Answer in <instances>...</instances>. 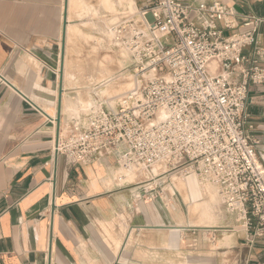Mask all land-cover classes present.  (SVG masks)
<instances>
[{"label":"crops","instance_id":"obj_1","mask_svg":"<svg viewBox=\"0 0 264 264\" xmlns=\"http://www.w3.org/2000/svg\"><path fill=\"white\" fill-rule=\"evenodd\" d=\"M75 1L90 12L76 17ZM118 1L124 0H0V264H264V242L250 246L235 224H194L200 216L189 204L209 197L198 178H183L194 177V188L182 194V203L174 201L181 196L175 190L169 205L164 191L173 183L167 175L146 178L155 183L151 189L129 188L117 182L112 157L76 165L52 156L58 126L67 119L64 101L72 94L64 61L59 92L63 19L65 56L70 20L110 14L105 2L118 7ZM184 1H218L239 17L264 20V0ZM257 39L264 48V21ZM77 107L75 101L66 105ZM247 114L264 165V84H249Z\"/></svg>","mask_w":264,"mask_h":264},{"label":"built area","instance_id":"obj_2","mask_svg":"<svg viewBox=\"0 0 264 264\" xmlns=\"http://www.w3.org/2000/svg\"><path fill=\"white\" fill-rule=\"evenodd\" d=\"M110 20L108 46L127 54L132 85L113 108L94 95L60 124L52 156L195 174L250 246L264 242V165L247 126L249 84H264L263 18L218 1L143 0Z\"/></svg>","mask_w":264,"mask_h":264},{"label":"rangeland","instance_id":"obj_3","mask_svg":"<svg viewBox=\"0 0 264 264\" xmlns=\"http://www.w3.org/2000/svg\"><path fill=\"white\" fill-rule=\"evenodd\" d=\"M124 1H118V7L127 8V2ZM89 2L90 0H88V3ZM130 2H132V10L136 11L134 2ZM137 6H140L139 1L137 3ZM82 7L83 6L76 3V1L71 5L73 12H76L77 14L78 11L79 14L76 15V17L78 18H81V16L84 15L83 12H90L87 11V6L84 7L83 10ZM103 7L104 10L110 14L103 15L100 13L97 15L98 12L96 13L92 11L94 13L93 17L95 18L97 16L95 19L86 21H76L75 19H72L68 23L70 26L66 36V48L64 56V70L66 71V78H64V80L66 81V83L68 82V86L72 88V94L66 99V101H64V109L62 110L64 116H68H66L67 119L73 115L79 114L81 110H83L82 108L85 109L87 107L85 100H95L96 98L94 95H96L98 98L103 97L104 100H106L107 104L113 108L118 98L122 96V94H124L126 91H128L132 85L129 75L126 72V66L128 64L127 54L120 50H114L108 46L109 37L107 35V24L112 22L110 18L113 15L111 14H113L118 7H115V5L106 2ZM112 78H116V80H114V82L101 85L103 84V81L107 82ZM107 85H109V87H107L108 93H104L102 95L101 92L105 90V86ZM77 99L80 100L77 101ZM72 101H75L78 106L76 109H74V111L68 110L66 108V105L71 103ZM64 116L63 118L65 120ZM65 122L66 121H64V123ZM132 173L134 174V176L133 178L129 179L127 177L128 173L125 169L116 168L114 176L119 184H129V188H136L143 185L145 186L146 178L153 177L154 175L159 176V174L162 175L161 173H163V169L154 168L152 169V171L138 172L132 169L131 174ZM151 173H153V175ZM178 177L184 178V176H182L181 174H179ZM195 177L197 178V176ZM124 179L125 181H123ZM197 183L200 188H205L206 190L208 189V191H212V193L208 194V199L210 197V199H215L213 210L216 215L215 221L212 225H215L216 227L225 226L226 224L233 226L235 223L231 222L226 217V213L223 210L219 196L216 193V189L207 184L201 185L199 180H197ZM166 185L167 184L165 182L164 187H166ZM168 190L169 191L167 192L164 191V202L168 203L169 205H171L173 199L171 198V193H174L175 190L179 191L181 193V196L182 194L186 195L184 188H181V186H177L176 184L169 185ZM167 194L169 196H167ZM176 196L177 197L174 198V201H176L177 203H182L181 201L183 199V196L181 197L179 196V194H177ZM185 199L186 198L184 197V200ZM144 200H146V198ZM203 202H205V200L197 201L194 204H189V206L191 207L190 210H192L193 212H199V209L205 206ZM197 225L203 226L201 224ZM218 230L224 231L223 229ZM227 241L228 238L225 237V242Z\"/></svg>","mask_w":264,"mask_h":264},{"label":"bare ground","instance_id":"obj_4","mask_svg":"<svg viewBox=\"0 0 264 264\" xmlns=\"http://www.w3.org/2000/svg\"><path fill=\"white\" fill-rule=\"evenodd\" d=\"M126 7H127V9H129V10H131V11H133V12H135V10H132V8H133V6H132V2H127V4H126ZM64 61V60H63ZM62 73H63V68H62ZM114 80H116V78L115 79H110L109 81H107L106 83L108 84V83H110V82H114ZM107 87H109V85H107V86H105V90L104 91H102L101 93H102V95L104 94V93H108V89H107ZM101 90V89H100ZM109 95V94H108ZM112 98V97H111ZM110 98V99H111ZM93 102V101H92ZM92 102L90 101L89 102V104H88V106H90L91 104H92ZM68 117V116H67ZM67 120V119H66ZM155 169H163V173H161V174H164V173H166L167 172V168L166 167H163V166H157V167H154ZM153 168V169H154ZM126 171H127V177L129 178V179H131V178H133V176H134V174L132 173L131 174V170L132 169H125ZM165 170V171H164ZM167 176H169V178L171 179V182L173 183V184H176L177 186H181V188H184V190H185V192H187L188 194H189V190H192L193 188H194V186H193V181H192V179L194 180V177H195V174H191L190 176H194V177H192V179H189L188 181H185V180H183V178H180V177H178L179 176V174L177 173V172H170V173H167L166 174ZM158 176V175H157ZM159 176H160V174H159ZM185 178V177H184ZM195 179H196V177H195ZM127 180V179H126ZM123 181H125V179L123 180ZM155 182V181H154ZM154 184L155 183H151V182H148V183H146V185L144 186V188L146 189V190H148V189H151V188H153L154 187ZM172 184V185H173ZM195 184V183H194ZM196 187V186H195ZM204 190H206L205 188H203ZM206 192H208V194L209 193H212V191H208V189L206 190ZM214 195V194H213ZM190 196V195H189ZM215 196V195H214ZM214 196H212V197H214ZM190 198V197H189ZM217 201V200H216ZM215 202V199H208V200H206L205 202H203L204 204H205V206L202 208L201 207V209H199V212H198V214H199V216H200V220H198L197 219V221L196 222H194V224H201V225H204V226H208V225H212L213 223H214V221H215V214H214V210H213V206H214V203ZM213 203V204H212ZM193 224V223H192Z\"/></svg>","mask_w":264,"mask_h":264},{"label":"water","instance_id":"obj_5","mask_svg":"<svg viewBox=\"0 0 264 264\" xmlns=\"http://www.w3.org/2000/svg\"><path fill=\"white\" fill-rule=\"evenodd\" d=\"M65 28H66V17L63 19V34H62V49H61V70L63 67V60H64V40H65ZM62 91V72H61V83H59V92L61 94ZM60 103H61V98L59 97L58 99V107L60 109ZM59 121V116L58 120Z\"/></svg>","mask_w":264,"mask_h":264}]
</instances>
